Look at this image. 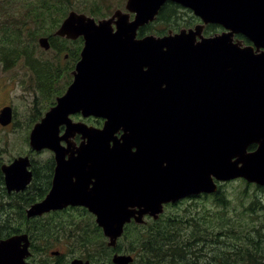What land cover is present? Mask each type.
Listing matches in <instances>:
<instances>
[{
	"label": "water",
	"instance_id": "obj_1",
	"mask_svg": "<svg viewBox=\"0 0 264 264\" xmlns=\"http://www.w3.org/2000/svg\"><path fill=\"white\" fill-rule=\"evenodd\" d=\"M167 2L200 22L139 37ZM124 8L101 19L67 13L53 35L81 37L80 58L71 83L29 133L33 150L53 152L55 171L27 215L83 206L110 248L126 224L156 220L166 204L215 193L218 182L264 186V0H126ZM209 24L222 32L205 36ZM37 41L50 48L47 36ZM77 114L103 124L75 121ZM11 119V107L3 108L0 123ZM28 161L2 167L9 184L25 175ZM29 245L26 235L0 241V264H25ZM111 260L133 257L115 252Z\"/></svg>",
	"mask_w": 264,
	"mask_h": 264
},
{
	"label": "trees",
	"instance_id": "obj_2",
	"mask_svg": "<svg viewBox=\"0 0 264 264\" xmlns=\"http://www.w3.org/2000/svg\"><path fill=\"white\" fill-rule=\"evenodd\" d=\"M73 1L0 0V58L5 65L23 60L31 66L35 77L33 84L37 82L35 88L44 93L43 102L47 101V109L55 104V98L70 84L71 71L79 59L83 44L82 38L71 41L53 35L67 12L76 9ZM83 11L95 18H102L108 15L109 5L104 0H91L86 2ZM182 11L191 13L176 4L167 3L155 20L164 24L166 29L152 31L155 27L152 23L142 27L139 35L163 34L170 27L178 29L179 26L174 27L171 22ZM198 21V18L190 14L183 26H191ZM217 27L207 25L206 31H215ZM25 31L28 42L25 40ZM40 36H48L50 47L55 50L53 60L48 61L55 63L46 65L53 67L44 80L39 72V59L33 58L35 41ZM245 42L249 43L247 40ZM59 81L64 83L61 90L56 88ZM49 95L53 96L50 100ZM40 101L37 100V104ZM87 121L99 126L102 124V119L91 118ZM197 198L205 201L210 198L214 201L204 208L192 209L186 206L183 212L175 213L176 207ZM167 209L170 211L167 212ZM226 212L229 213L227 217ZM260 214L263 217H259ZM100 237L102 248L106 251L101 229ZM94 242L84 240L85 245ZM116 251L132 255L133 261L130 264H264V202L254 199L249 204H245L244 200L234 203L222 188L212 196L185 198L167 204L164 213L156 220L148 218L143 224H127L116 248H109L106 252L111 259V254ZM87 255H90L89 251Z\"/></svg>",
	"mask_w": 264,
	"mask_h": 264
},
{
	"label": "flooded vegetation",
	"instance_id": "obj_3",
	"mask_svg": "<svg viewBox=\"0 0 264 264\" xmlns=\"http://www.w3.org/2000/svg\"><path fill=\"white\" fill-rule=\"evenodd\" d=\"M167 3L160 8L159 12ZM124 9L125 8L122 10ZM157 17L158 15L156 18ZM148 25H150V23L144 25L143 27ZM141 28L142 27H140L139 30ZM220 32H222V29L220 31L212 32L203 31L205 36ZM138 36L141 37L139 32ZM240 36L242 35L236 34L234 39H240L245 44H248L245 42V38ZM50 63L55 62L50 61ZM17 79L18 78L13 77L12 82L14 87L17 86ZM4 89L5 86L2 84L0 86V91H4ZM21 89L20 99L22 98V95H24L25 103L34 105L36 94L33 93L31 85H28L24 90L22 87ZM29 98L30 100L28 101ZM8 106L11 107L12 119L7 125H2L0 123V144L2 143L1 139L13 131V128L16 127V120L19 119V112L15 103L11 99H8L6 102H0V112L3 108ZM51 106L52 105L49 107ZM44 113H38L37 116L34 117L36 120L33 121L30 131L33 125L41 119ZM91 118L99 119L94 117H81L78 118L79 120L75 121H85ZM88 124L91 125L92 123L88 122ZM102 124L100 126H102ZM92 125L99 126L95 124ZM75 140L77 142L80 140L79 135L75 137ZM27 145V150L21 155L8 157L4 155L5 146L3 149L0 148V241L8 239L12 236L26 235L30 245L28 248L29 254L24 259L25 264H70V262L74 259H83L84 261L89 260L90 264H94L93 255L90 252V255L69 253L70 237L74 239L73 246H77L78 240L84 241L88 239L90 242L94 241L89 238L92 237L88 233L90 231L86 233L87 228L81 226L77 220L73 219L72 216H69L70 211L78 210L83 213L86 218L90 219L88 222L92 225V235L100 233V229L95 222V215L89 212L85 207L69 205L65 208L49 210L34 216L27 215L28 209L34 204L41 202L51 189L55 171V158L53 152L49 149H43L49 150L52 153L51 156H48L47 158L36 155L40 151H35L30 147L29 134ZM18 157H27L29 160L28 164L25 166V175L17 178L18 180H10L9 184L2 167L4 165L8 166L12 164V162ZM226 183L227 182L218 183L219 189H221V187H223Z\"/></svg>",
	"mask_w": 264,
	"mask_h": 264
},
{
	"label": "rangeland",
	"instance_id": "obj_4",
	"mask_svg": "<svg viewBox=\"0 0 264 264\" xmlns=\"http://www.w3.org/2000/svg\"><path fill=\"white\" fill-rule=\"evenodd\" d=\"M87 1L91 0H74L72 3L75 6L78 11H83L85 9V4ZM106 5H109V12L108 14H111L116 8H124V3L125 0H104ZM75 9V10H76ZM21 8L19 7L18 12L20 13ZM86 12V11H84ZM191 13L188 12H178V14L175 17V20L171 22V24L176 27H188V26H183L185 23L186 19L189 18V15ZM155 27H153L152 31H162L166 29V26L162 23L159 22H154L153 23ZM171 28V27H170ZM178 28V29H179ZM173 29V28H172ZM178 29H173V30H178ZM221 28L217 27L215 31H220ZM1 33V31H0ZM25 40L28 42V36H27V31H25ZM38 39L35 41L36 49L33 54L34 59H39V64L41 66V69L39 72L41 73V76L43 80L45 79V76L52 71L53 65L46 66L50 62L49 60H53L55 56V50L50 48L48 50H44L38 45ZM65 52V51H64ZM64 53H62L63 55ZM13 77L18 78L17 81V86H13ZM34 73L32 71V68L29 64L26 62L24 63L23 60H18L17 62L9 65H5V63L1 60L0 58V86L4 84L5 89L4 91H0V102H6L8 99H11L19 112V119L16 120V127L13 128V131L7 134L5 137L1 139V144L0 148L3 149L5 146V156H16V155H21L24 151L27 149V139H28V134L30 131V127L35 121L34 117L37 116L38 113L43 114L47 108H46V102H43V97L44 93L41 92L40 89L35 88L37 82L33 84V79H34ZM36 81V79H35ZM63 81H59L58 84L56 85V88L58 90L62 89L63 86ZM31 85V89L33 93L36 94V99L34 102V105L31 104H26L25 103V98L24 95H22V98L20 99V93H21V87L23 90L28 86ZM37 87V86H36ZM52 95H49V100L52 98ZM30 98L28 99V101ZM37 100H41L39 104H37ZM73 120H79L78 118H81L80 116L74 115ZM84 122L88 123L87 120ZM51 152L49 150H42L36 155H40L44 158H47L48 156H51ZM223 192L228 195L229 199L231 202L238 203L239 200H244L245 204H249L250 201L254 199H259L262 202H264V187L262 189L260 187H257L254 184H248L241 180L237 179L234 181H231L229 183H226L223 185ZM203 198H197L189 202H184L175 209V213H181L183 212L184 209H187L186 206L189 208H204L208 204H212L214 200V197L212 199L208 198L207 201ZM170 209H167V212H169ZM226 217L229 216V213L226 212ZM69 216H72L73 219L77 220L81 226H84L86 229V233L88 232L92 237L91 240H95L94 244L93 243H87L85 245L84 241L78 240L77 246H73L74 244V239L70 237V254H80L84 255L87 254V251H89L93 255L94 259V264H109L111 262L110 256L107 255V252L109 251V247L106 244V239L105 241V247L106 251L104 248H102V238L100 237V233L97 235H92L93 229L91 228L92 225L89 224L88 218H86L83 213H81L78 210H72L69 213ZM259 217H263L261 214ZM87 237V235H86ZM120 239V238H119ZM119 241V240H118ZM91 244V247H88ZM126 254V253H125Z\"/></svg>",
	"mask_w": 264,
	"mask_h": 264
}]
</instances>
